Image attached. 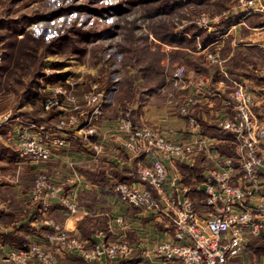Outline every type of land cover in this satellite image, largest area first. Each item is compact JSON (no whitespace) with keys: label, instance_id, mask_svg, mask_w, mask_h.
<instances>
[{"label":"crops","instance_id":"1","mask_svg":"<svg viewBox=\"0 0 264 264\" xmlns=\"http://www.w3.org/2000/svg\"><path fill=\"white\" fill-rule=\"evenodd\" d=\"M237 15L239 17L236 22L221 30L224 32L220 38L217 37L212 42L208 40L200 43L197 35L195 38L200 46H195L191 50L180 44L170 45L155 38L151 48L157 47L165 54L172 49H182L188 51L186 54L182 53L185 57H191V53L205 55L203 61L205 72L202 75L198 73V76H191L186 74L185 68V73L179 80H174L172 74L161 73L158 78L160 81L150 84L148 92H151V95L145 97L144 101H135L131 97L130 101L123 102V105L127 104L131 107V120L134 124L151 126L165 133L168 128L178 130L184 127L185 120L179 109L190 95L198 91L203 92L205 88L211 89L213 95L204 99L194 110L200 121L199 131L213 143L211 152L197 154L193 160L185 158L170 160L168 164L170 177H173L170 194L189 197L194 202L201 219L206 216L207 210L204 204L203 186L208 170L215 167L214 159L237 158L233 139L223 132L219 124L220 118L233 110L232 105H229L232 101L231 92L235 88L233 81H239L249 89L253 97L252 120L257 125H264V99L261 93V83L264 79V30H262L264 6L255 5L253 8L242 10V13ZM251 16L253 18L249 22L253 21V23L250 25L247 22ZM262 17L263 20L255 21ZM245 29L248 32L251 30L248 34H244L247 40L242 39L244 35L240 37V34H243L241 31ZM231 31H234L231 34L232 42H226V53L221 54L220 49L224 47L222 39ZM252 34L257 36L251 38ZM215 43L217 44L212 48L214 52L220 53L219 63H212L207 58V54L210 53L208 48ZM1 53L0 51V55ZM207 64H211V67ZM199 65V63L195 64L194 68H201ZM81 75L73 76L72 82L66 78L68 87L64 84L47 82L40 89L39 95L44 98L53 96L57 88L63 91L62 95H58L57 103L50 107L44 105L43 110L48 112V115L54 114L52 119L36 120L26 116L19 117L43 123L52 130H58L56 124L61 119L75 117L73 123L66 124L58 130L59 134L66 135V142L62 146L53 148L46 170L53 186L58 188L59 194L66 193L72 187L76 188V200L83 210L78 209L76 213L69 214L55 198H34L30 184L19 196L20 201H17L20 204L17 212H14L18 214L17 217L7 220L6 218L11 217L12 210L9 209L8 212L4 202L8 205L9 199L0 201L2 203L0 213L7 216L4 220L0 217V256L35 234L43 236L52 232L53 225L42 221L43 218H48L63 228L69 237L84 243V248H88L93 241L100 239L125 241L129 244L130 252L125 258L115 261L98 259L96 260L98 264H160L159 260L152 259V249L157 242L172 238L173 233L176 232L174 225L156 212L120 201L112 190V185L116 182L134 183L138 168L146 163V157L141 152L126 151L121 147L115 125L116 116L123 105L117 107L114 114H108L104 107L105 89L100 82L94 83L104 90L101 116L90 117L89 109L83 107L81 100L72 101L68 98L69 91L79 95L85 90L84 86L88 87L92 83L83 84L82 81L73 86L72 83L78 82L76 79ZM53 77L51 76L50 79L52 80ZM133 85L132 87L135 86ZM159 93L163 94L160 96L162 97L160 101L154 98L155 94ZM0 135H3L0 159L14 165H27L34 174L35 166L19 153L9 138L1 132ZM172 135L175 136V134L170 136ZM238 176L239 173L236 172L235 178L237 179ZM260 177L261 192L264 193V175L260 173ZM85 182L87 185H84ZM240 183H243L241 179ZM3 185L5 183L1 186ZM256 198L257 195L243 198L232 207L240 210L255 202ZM43 205L46 209H43ZM6 212L8 213L5 214ZM118 218H121V221H117ZM254 253L264 260V231L256 236L249 235L240 252L230 258L228 264H243ZM60 264H87V262L79 254L66 251L60 259Z\"/></svg>","mask_w":264,"mask_h":264},{"label":"built area","instance_id":"2","mask_svg":"<svg viewBox=\"0 0 264 264\" xmlns=\"http://www.w3.org/2000/svg\"><path fill=\"white\" fill-rule=\"evenodd\" d=\"M235 4L238 12L242 13V10L255 5L264 6V1L237 0ZM233 11L236 12L235 8ZM102 17L97 21L104 20ZM21 36V32L17 34V37ZM207 58L212 63L220 62L218 52L208 53ZM184 73V65L179 64L172 76L179 80ZM233 83L235 88L229 102L233 110L222 116L219 124L223 132L233 139L237 158L214 159L215 167L208 170L203 186L207 207L203 219L189 197L170 194L173 177H170L168 164L170 160H193L197 154L211 152L213 143L199 131L200 121L194 113L204 99L213 95L211 89L198 91L181 104L179 112L185 125L178 130L168 128L164 133L151 126L134 124L131 107L127 104L119 109L116 116L115 132L121 147L126 151L141 152L146 163L138 168L134 183L116 182L112 190L120 201L156 212L166 217L176 229L171 239L157 242L152 249V259L159 260L160 264H228V260L240 252L249 235L256 236L264 231V193L261 192L260 177V173L264 175V125H257L252 120L253 97L249 89L239 81ZM261 93L264 99V79ZM59 94L62 95L63 91L57 88L53 96L44 98V105L50 107L57 103ZM67 96L72 101L81 100L83 107L89 109L90 117L101 116L104 90L98 84L91 83L79 95L69 91ZM74 121V116L66 117L56 124V128L60 130ZM58 130L34 120L0 115L1 134L9 138L19 153L35 166L31 185L33 197L55 198L69 214H74L78 209L83 210L76 200V188L59 194L46 170L53 148L66 142V135L59 134ZM236 172L239 173L237 179ZM255 195V202L240 210L233 209L237 201ZM43 209H46L45 205ZM42 221L53 225V231L43 236L35 234L19 246L8 249L0 256V264H57V257H62L66 251L79 254L87 264H98V259L115 261L125 258L130 252L127 242L107 239L93 241L84 248V243L69 237L50 219L43 218Z\"/></svg>","mask_w":264,"mask_h":264},{"label":"rangeland","instance_id":"3","mask_svg":"<svg viewBox=\"0 0 264 264\" xmlns=\"http://www.w3.org/2000/svg\"><path fill=\"white\" fill-rule=\"evenodd\" d=\"M236 1L0 0V51L2 53H4L5 43L7 45V59L1 62L4 69L0 71V115L26 116L36 120L52 119L54 114L48 115V112L43 110L44 97H40V89L47 82L64 84L68 87L66 78L72 82L71 78L78 74L82 75L78 79L74 78L78 82H73V86L82 81L83 84L96 81L102 84L106 95L104 107L108 114H114L117 107L132 98L135 101H144L145 97L151 95V92H148L150 84L159 82L161 73L172 74L179 64L184 65L187 75L198 76V73L202 75L205 72L203 67L205 55L191 53V57H185L182 53H188L187 50L172 49L165 54L157 47L151 48L153 46L151 43L156 38L153 26L163 25L165 21V25L170 26L172 39L176 44L191 50L195 46H200L195 38L197 35L201 36V40L204 37L202 42L208 40L212 42L217 37L220 38L224 32L221 30L238 20L237 14L240 12L235 4ZM62 9L65 11L63 12ZM151 12L153 17L149 15ZM102 16L104 20L97 21L98 18H103ZM252 18L253 16L249 17L247 24L253 23V21L249 22ZM257 20H263V17L255 21ZM71 25L84 29L93 26L101 33H97L99 31L95 29L96 35L94 34L86 43L79 42L82 41L81 37L78 41L65 39L59 43L57 51L52 50L53 52L40 48L31 56V60L39 58L37 64L31 61V64H21L15 68L21 42H17L18 38L13 36V32L16 35L15 33L27 29L36 33L44 30L45 35L50 36L57 30L61 32ZM188 26H194L195 31L186 30ZM233 32L223 37L224 47L220 49L221 54L225 55L226 42H232ZM241 32L243 34L241 33L240 37L249 33L246 29ZM245 35L242 37L243 40H247ZM254 36L257 34H252L251 38ZM201 40L200 43H202ZM24 44L29 45V42L24 41ZM83 44L86 47L85 50ZM216 44H212L208 52H214L212 47ZM198 63L201 68L195 69L194 65ZM207 65L211 67V64ZM35 67H38L41 72L34 81L32 73ZM51 76H54L52 80ZM132 84L136 87L134 85L132 87ZM85 87L89 88L84 86L85 90ZM160 96L163 94H155L154 98L160 101L162 98ZM2 138L3 135H0V148L3 145ZM30 170L27 165H14L0 159V201L9 199L8 205L4 202V206L8 212L9 209L12 210L11 217L8 218L0 213L2 220L4 218L10 220L18 216L14 212H17L20 205L17 202L20 201L19 196L33 183L34 174ZM2 183L5 185L1 186ZM0 207H2L1 202ZM57 258L59 261L57 264H60L61 257ZM243 264H264V260L254 253Z\"/></svg>","mask_w":264,"mask_h":264},{"label":"trees","instance_id":"4","mask_svg":"<svg viewBox=\"0 0 264 264\" xmlns=\"http://www.w3.org/2000/svg\"><path fill=\"white\" fill-rule=\"evenodd\" d=\"M62 11L64 12L65 9H62ZM153 14L155 13L153 12ZM149 15H151L150 17H153L152 12L149 13ZM164 22L165 21H163V25L156 24L153 26L154 36L156 37V39L162 42L168 43L170 45H175L176 42L174 41V39H172V32L170 30V26L165 25ZM193 28L194 26H188L185 29L189 31H195ZM81 29H84V28H81L80 26H76V25H71L69 27H66V29H64L61 32L57 30L55 34H52L50 36H46L44 30L36 33V32H33L27 29V30L19 31L15 33L16 35H14V32H13L14 37L15 36L17 37L18 33L20 32L22 33L21 37H17L18 38L17 42H21V48H19L18 58H16L15 68L19 67L21 64H24V65L31 64V61L34 64H37L39 58H35L31 60V56L36 54L37 50L40 48L46 49L48 52H53L52 50L57 51L59 43H62L65 39H73L75 41L76 40L78 41L80 37L82 38V41H79V42L86 43L91 39V37L94 34L96 35V33L94 32H97L96 30H98L94 28L93 26L86 27L84 30H81ZM97 33H101V31ZM200 40H201V36H200ZM24 41L29 42V45L24 44ZM201 41H204V37L202 38ZM83 49L84 50L86 49L84 44H83ZM6 51H7V45L5 43L4 53H1V56H0V60H1L0 61V71L4 69L3 68L4 65H2L1 62L7 59ZM7 61H6V64H7ZM40 72H41L40 69H38V67H35L32 73V80L35 81V79L39 76ZM32 80L30 78V81Z\"/></svg>","mask_w":264,"mask_h":264}]
</instances>
